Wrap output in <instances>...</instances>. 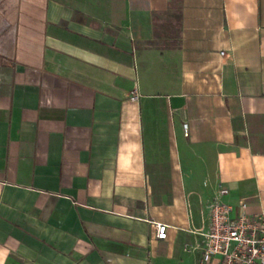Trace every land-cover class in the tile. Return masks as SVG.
<instances>
[{
    "label": "crops",
    "instance_id": "0c3cea01",
    "mask_svg": "<svg viewBox=\"0 0 264 264\" xmlns=\"http://www.w3.org/2000/svg\"><path fill=\"white\" fill-rule=\"evenodd\" d=\"M220 188L264 213V0H0V264H199Z\"/></svg>",
    "mask_w": 264,
    "mask_h": 264
},
{
    "label": "built area",
    "instance_id": "2783aa9c",
    "mask_svg": "<svg viewBox=\"0 0 264 264\" xmlns=\"http://www.w3.org/2000/svg\"><path fill=\"white\" fill-rule=\"evenodd\" d=\"M223 54V52H220ZM132 99H137L136 95ZM185 131L187 126L184 125ZM220 188L209 207L210 223L202 239L194 248L201 250L199 264L217 260L218 264H264V213L248 214L246 204L238 205V213L231 216L232 207L220 200L226 193ZM155 238L163 240L167 226L154 224Z\"/></svg>",
    "mask_w": 264,
    "mask_h": 264
}]
</instances>
